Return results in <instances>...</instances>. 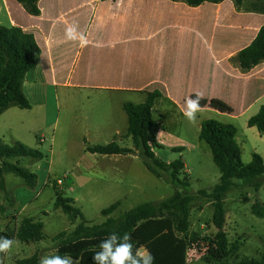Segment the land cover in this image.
I'll return each mask as SVG.
<instances>
[{
	"label": "rangeland",
	"instance_id": "1",
	"mask_svg": "<svg viewBox=\"0 0 264 264\" xmlns=\"http://www.w3.org/2000/svg\"><path fill=\"white\" fill-rule=\"evenodd\" d=\"M139 6L138 11L134 8L129 14L128 33L116 32L113 36L108 33L88 34L87 40L94 41L81 47L78 56L72 55L63 67L59 87H44L42 94H27L30 109L12 107L0 115V139L5 144L22 143L39 149L43 154V159L38 162L30 158L0 159V168L3 163L18 164L37 176L33 188L14 174L0 176V231L16 232L22 219L34 218L43 223L45 235L39 243L24 244L14 239L17 243L4 257V264H18V260L31 257L36 252L40 257L53 256L57 246L53 241L55 236L73 231L82 222L90 225L103 223L106 218L101 212L114 203L121 202L112 215L118 218L140 204L157 203L175 194V189L165 179H159L147 170L138 154L112 157L86 152L87 145H107L114 140L122 147L133 148L131 138H122L127 125L118 121L120 101L142 104L150 92L163 94L162 84L148 83L154 80L156 68L175 56L170 52L171 47L212 45L209 34L197 24L196 17L191 15L188 19L183 17L176 21L163 14L162 9H153L152 3ZM1 13L6 15L3 8ZM2 26L11 27L8 22ZM122 39L126 40L121 42ZM111 41L118 42L112 46ZM93 42L97 44L93 45ZM111 54L115 56L112 74L116 69L126 67L129 77L135 78V74H139L137 78L141 82L123 85H148L145 91L116 93L92 89V85H116L106 82L107 76L104 77L109 70L107 64H111L108 62ZM182 55L183 59L179 57L181 60L191 59L190 52ZM209 66L212 68L211 64ZM64 81L70 85L63 86ZM181 85L188 87L190 84ZM191 95L180 94L183 109ZM203 95L204 99L211 100L208 96L217 94ZM222 95L225 97L227 94ZM155 109L159 126L149 132L154 151L162 160L184 162L185 177L190 178L195 197L190 231L209 241L217 232L212 224L214 207L211 199L198 193L202 190L211 193L219 184L221 174L209 146L199 138L202 123L216 120L234 125L238 129L237 141L244 164L252 161L253 153L264 159V136L257 129L248 131L244 117L229 119L209 107L201 108L195 124L187 121L183 109L173 107L165 99L159 100ZM56 192L73 199L82 217L74 222L57 209ZM257 200L264 207V184L258 192L252 187L233 188L224 197L225 230L230 245L238 243L237 252L227 259L228 264L260 260L264 255V218L252 212ZM205 256V253L190 251L189 264H217L208 262Z\"/></svg>",
	"mask_w": 264,
	"mask_h": 264
},
{
	"label": "trees",
	"instance_id": "2",
	"mask_svg": "<svg viewBox=\"0 0 264 264\" xmlns=\"http://www.w3.org/2000/svg\"><path fill=\"white\" fill-rule=\"evenodd\" d=\"M18 1L29 13L39 15L38 0ZM173 1H183L189 6L197 7L205 2L220 3L225 0ZM234 1L237 4L244 2ZM253 7L264 13V0H255ZM41 54V47L32 32L15 26H0V115L12 107L31 108L23 86L26 75L40 63ZM238 60L243 69H251L264 61V26L253 43L239 53ZM161 96L160 92L154 91L147 95L142 104H124L128 129L122 138H131L133 148L122 147L114 140L107 145H87L86 152L102 156L138 154L147 170L155 177L165 179L175 189V194L157 203L140 204L118 218L112 215L121 202L112 204L101 212L106 218L103 223L90 225L82 222L73 231H65L55 236L53 241L57 246L53 256L67 254L76 264H93L92 257L99 251L100 242L111 232L120 235L129 233L136 247L147 249L155 257L154 264H189L190 251L205 253L208 262L228 264L227 259L237 252L238 243L230 245L225 230L227 218L224 197L233 188L252 187L258 192L264 184V159L260 154L253 153L252 161L244 164L242 149L236 139L237 128L216 120L203 122L199 138L209 146L221 177L211 193L202 190L198 194L212 200V224L217 232L209 241L191 232L190 217L195 197L190 178L185 177V164L182 160L168 162L157 157L149 136L150 130L159 126L154 106ZM200 103L201 108L209 107L227 114L233 112L227 103L218 99H202ZM248 126L255 127L264 136V105L249 119ZM12 158H30L38 162L43 159V154L39 149L22 143L8 145L0 139V159ZM2 174H14L32 188L37 183L36 174L18 164L3 163L0 176ZM3 183L2 181V187ZM55 207L61 209L71 221L75 222L78 217H82V212L74 206L73 199L65 197L62 192H56ZM252 212L257 217L264 218V207L260 200L254 203ZM43 230L42 222L34 218H24L16 232L0 231V237L17 239L24 244L39 243L45 239ZM4 257L0 254V264H4ZM40 259V254L36 252L17 263L39 264ZM235 264H264V255L260 260H243Z\"/></svg>",
	"mask_w": 264,
	"mask_h": 264
},
{
	"label": "crops",
	"instance_id": "3",
	"mask_svg": "<svg viewBox=\"0 0 264 264\" xmlns=\"http://www.w3.org/2000/svg\"><path fill=\"white\" fill-rule=\"evenodd\" d=\"M147 3H152L153 9H162L163 14L172 16L176 21L183 17L188 19L191 15L196 17L197 24L202 30L205 29L212 41L211 47L207 45L209 49L202 44L171 47L170 52L175 56L159 65L155 70L154 80L151 79L148 83L162 84L163 94L156 103L165 99L173 107L182 110L180 94H217L208 97L227 103L233 112L227 114L216 110V113L233 120L244 117L248 126L249 119L264 105V61L251 69H243L238 60L239 53L253 43L264 26V13L253 7L255 0H244L242 4H237L234 0L205 2L197 7L173 0H38L39 15L29 13L18 0H0V26L8 22L10 26L32 32L42 50L40 63L26 75L23 86L26 97L29 98L27 94H42L44 87H59L60 80L63 79V67L72 55L75 53L78 56L81 47L94 41L87 40L88 34L108 33L113 36L116 32L128 33L127 20L130 12L134 8L138 11L141 8L139 5ZM2 8L6 15L1 13ZM209 16H212L211 20ZM123 40L126 39L121 42ZM117 42L111 41L110 44L115 46ZM188 52L191 53V59L181 60L184 57L182 54ZM114 58L113 54L109 55L108 62L111 64H107L109 70L104 77L107 76L106 82L116 85H92V89L116 93L145 91L148 85L144 86L145 89L142 85H123L141 82L137 78L139 74L130 78L126 67L122 66L112 74ZM64 82L63 86L70 85L68 81ZM182 83L190 85L186 87ZM222 94L227 95L224 97ZM124 104L125 101L121 100L118 105V121L127 125L124 129L127 133L128 116L123 109ZM154 110L156 115L155 106ZM253 129L256 128H247L250 132ZM116 130L122 132L121 129Z\"/></svg>",
	"mask_w": 264,
	"mask_h": 264
},
{
	"label": "clouds",
	"instance_id": "4",
	"mask_svg": "<svg viewBox=\"0 0 264 264\" xmlns=\"http://www.w3.org/2000/svg\"><path fill=\"white\" fill-rule=\"evenodd\" d=\"M204 99L201 92L190 96L185 101L183 116L189 123L197 122V114L201 111L200 101ZM17 243L14 239L0 237V254L7 256ZM155 257L147 250H141L133 243L131 235L116 232L108 234L99 244V251L93 257V264H154ZM39 264H76L70 255L41 257Z\"/></svg>",
	"mask_w": 264,
	"mask_h": 264
},
{
	"label": "built area",
	"instance_id": "5",
	"mask_svg": "<svg viewBox=\"0 0 264 264\" xmlns=\"http://www.w3.org/2000/svg\"><path fill=\"white\" fill-rule=\"evenodd\" d=\"M62 181H59V183L61 184Z\"/></svg>",
	"mask_w": 264,
	"mask_h": 264
}]
</instances>
